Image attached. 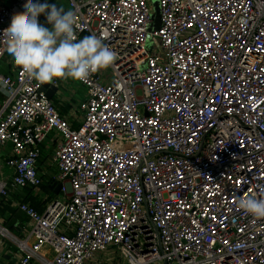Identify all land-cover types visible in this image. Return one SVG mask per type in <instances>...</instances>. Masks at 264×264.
<instances>
[{"label": "built area", "instance_id": "2783aa9c", "mask_svg": "<svg viewBox=\"0 0 264 264\" xmlns=\"http://www.w3.org/2000/svg\"><path fill=\"white\" fill-rule=\"evenodd\" d=\"M28 2H0V199L40 184L48 145L61 188L44 211L21 202L26 234L0 220L15 264H88L112 246L126 264H264V218L238 204L264 199V0H67L76 38L115 53L77 80L78 127L7 55Z\"/></svg>", "mask_w": 264, "mask_h": 264}, {"label": "clouds", "instance_id": "9594fccd", "mask_svg": "<svg viewBox=\"0 0 264 264\" xmlns=\"http://www.w3.org/2000/svg\"><path fill=\"white\" fill-rule=\"evenodd\" d=\"M45 14L51 27L38 22ZM75 14L56 4L29 0L21 14L4 29L5 50L12 63L31 78L51 82L54 78L86 81L92 73L110 67L115 53L95 34L77 39ZM239 207L254 217L264 218V199L240 198Z\"/></svg>", "mask_w": 264, "mask_h": 264}, {"label": "crops", "instance_id": "0c3cea01", "mask_svg": "<svg viewBox=\"0 0 264 264\" xmlns=\"http://www.w3.org/2000/svg\"><path fill=\"white\" fill-rule=\"evenodd\" d=\"M7 0H0V2H5ZM65 5H59V7H63L66 11L69 10L68 2H64ZM65 6V7H64ZM58 7V6H57ZM58 7V8H59ZM38 22L43 24L45 27L47 26V20L42 19L38 16ZM0 70L3 72H6L7 74L10 73V69L8 67V64L6 61H3L0 65ZM51 86L53 85L52 81L50 82ZM77 87L79 89H77ZM83 88L79 82L72 78H65L61 79L60 83L57 85V90L54 91V95L52 99L55 101L56 106L60 113L63 114L64 117L68 118L72 124L75 127H78L81 124V116L78 111V103L73 102V96L77 94V91ZM85 89L83 88V93L85 97ZM83 97V98H84ZM7 99L6 93L1 90L0 91V109L3 107L5 101ZM10 145L2 151H0V176H5V178H9V175H3L4 170H6L5 162L7 160V156L9 154ZM52 151L53 148H50V145H48L45 153L43 154L41 158V163H45V160L47 159L46 163L44 164L46 166V169L44 172L48 175V179L50 180L54 175L57 174V166L53 162L52 158ZM43 165V168H44ZM50 192H45V196L50 197V202L53 199H56L58 197V194L54 191V189L50 186V189L48 188ZM33 191V190H32ZM28 188H22L17 189L12 193V196L10 198H4L3 202L1 203L3 205L0 206V220L3 222V224L6 225L10 229V231L18 236L24 235L28 232L30 227L33 225L31 221H29L28 217L25 216L24 213L21 212L18 206V202L22 199H25L26 196H31L34 193ZM36 193V190H35ZM38 194V193H36ZM48 198V197H47ZM41 211L45 210V204H38ZM19 258V253L17 248L10 244L7 241V244H1L0 242V264H15Z\"/></svg>", "mask_w": 264, "mask_h": 264}, {"label": "rangeland", "instance_id": "374dc122", "mask_svg": "<svg viewBox=\"0 0 264 264\" xmlns=\"http://www.w3.org/2000/svg\"><path fill=\"white\" fill-rule=\"evenodd\" d=\"M67 1V0H48L47 3L49 4H56V6L59 7V5H65L64 2ZM65 7V6H64ZM77 89H79L77 87ZM84 97V93H83V88H81L80 90L77 91V94L75 96H73V102L74 103H78L81 99H83ZM47 159L45 160V163H46ZM44 163V162H43ZM41 163H39V166H38V176L40 177V184L37 185L36 187H33V186H29L28 189L32 192L30 193H34L33 195L31 196H26L25 199H22V201H20V210L22 213L25 214V216H27V213L25 210L22 209L21 207V202L29 205L30 207H33L35 208L37 211H41L40 210V207L38 206V204H45L44 207H46L48 205V203L50 202V197L49 195L45 196V192H50L46 186V183L48 181V175H46L44 172L45 169H46V166ZM43 165H44V168H43ZM22 188H20V191H21ZM35 190H36V194L35 193ZM12 196V195H11ZM59 196V194H58ZM48 197V198H47ZM3 199L4 198H1L0 199V206L3 205L1 203V201L3 202ZM22 236V235H21ZM110 251H105L103 253H99L93 261H90L88 264H126L125 262V259L123 258L122 254H121V251L118 249V247L116 246H112L109 248ZM109 252V253H108ZM112 254V255H111Z\"/></svg>", "mask_w": 264, "mask_h": 264}, {"label": "water", "instance_id": "95a60500", "mask_svg": "<svg viewBox=\"0 0 264 264\" xmlns=\"http://www.w3.org/2000/svg\"><path fill=\"white\" fill-rule=\"evenodd\" d=\"M42 89L47 91V94H48L49 98H52L53 95H54V91L57 90V86L56 85L55 86H51L50 82H45ZM51 187L58 194L60 192L61 184L60 183H56V185L54 187L52 185H51Z\"/></svg>", "mask_w": 264, "mask_h": 264}, {"label": "trees", "instance_id": "16d2710c", "mask_svg": "<svg viewBox=\"0 0 264 264\" xmlns=\"http://www.w3.org/2000/svg\"><path fill=\"white\" fill-rule=\"evenodd\" d=\"M39 17L42 18V19H46L45 14H41V15H39ZM61 115L63 116L62 113H61ZM50 180H51V179H50ZM50 180L48 179V181H47V183H46V186H47V188H49V189H50V186H49V182H50Z\"/></svg>", "mask_w": 264, "mask_h": 264}]
</instances>
